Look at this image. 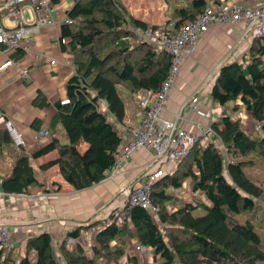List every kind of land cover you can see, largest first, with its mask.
Here are the masks:
<instances>
[{"label":"trees","instance_id":"trees-1","mask_svg":"<svg viewBox=\"0 0 264 264\" xmlns=\"http://www.w3.org/2000/svg\"><path fill=\"white\" fill-rule=\"evenodd\" d=\"M209 1L220 2L191 0L168 19L191 20ZM65 12L76 20L60 27L61 36L68 38L62 49L72 54L73 64L65 82L67 99L51 104L36 90L32 105H52L55 112L46 125L48 136L32 148L14 145L2 132V142L14 147L6 150L9 170L0 171L1 192L27 193L32 185L42 184L53 165L75 190L105 179L122 140L109 120L122 121L125 114L118 87L135 96L142 88L157 90L167 76L170 54L155 50L127 28L154 25L130 15L120 0H73ZM19 53L23 54L20 50L15 57L20 58ZM263 54L260 39L254 37L243 56L219 67L209 96L223 108L221 116L211 122L205 144L197 142L169 173L152 183L149 197L155 213L134 205L120 222L113 217L114 206L102 219L69 230L58 244L49 231H42L27 237L20 251L1 248L0 264H121L122 258L137 264L136 252L129 254L126 248L129 243L150 248L152 264H189L195 258L212 264H264V245L251 217L237 218L247 211L254 213L256 201L264 204V187L246 171L254 163L264 168ZM98 99L106 101L107 111L97 110ZM231 102V112H226ZM240 106L249 112L252 123L260 124L259 130L247 131L236 115ZM31 126L35 130L44 125L34 119ZM221 144L226 157L218 147ZM54 150L55 158L34 165V159ZM184 181L207 202L174 205L172 191ZM200 206L205 211L197 214ZM93 225L91 252H87L76 239Z\"/></svg>","mask_w":264,"mask_h":264},{"label":"crops","instance_id":"crops-1","mask_svg":"<svg viewBox=\"0 0 264 264\" xmlns=\"http://www.w3.org/2000/svg\"><path fill=\"white\" fill-rule=\"evenodd\" d=\"M120 1L130 15L150 25H156L169 18L165 17L169 0ZM190 1H185L182 6L188 5ZM243 1L251 7L259 5L258 0ZM61 14L60 11L59 17ZM56 31L60 33L59 27ZM53 32V28H44L32 40L30 51L24 55L25 61L22 62L30 66L29 76L21 77L15 70L0 74V171L9 170L6 150L14 147L11 142L5 143L1 140L4 131L3 118L9 117L14 121L22 134L25 143L23 146L29 149L41 143L34 136V129L31 126L33 120L39 119L46 125L55 112L52 105L48 108L32 105L36 90H41L51 104L58 99L66 100L64 87L67 76L73 72L72 54L52 40L55 34ZM253 38V33L241 22L234 26L227 23L211 25L200 36L196 51L185 60L176 75L169 90L164 116L170 117L171 114L178 112L186 100L197 93L203 105L201 108L210 109L211 117L207 118L200 110H191L185 105L182 109V126L199 134L203 126L218 119L223 108L211 101L209 91L219 67L243 56ZM39 51L49 52L58 59V62L52 65L44 60L34 62L33 55ZM121 95L125 102L124 117L122 121H117L113 117L109 120L123 139L126 128L139 123L141 116L135 107V96L127 92ZM81 146L82 149L85 147L84 144ZM56 155L57 152L54 150L34 159L33 163L39 166ZM157 164L151 150L140 149L122 163L114 179L105 178L82 190L73 189L64 181L57 166L53 165L46 170L42 184L32 185L25 194L0 191V225L9 230L10 245L20 244L23 247L27 237L42 231H49L53 235V242L58 244L72 228L92 219L103 218L114 206H119V197L116 193L118 186L133 184ZM55 183L58 186L57 190H53ZM188 203L194 204L193 201Z\"/></svg>","mask_w":264,"mask_h":264},{"label":"built area","instance_id":"built-area-1","mask_svg":"<svg viewBox=\"0 0 264 264\" xmlns=\"http://www.w3.org/2000/svg\"><path fill=\"white\" fill-rule=\"evenodd\" d=\"M258 1L259 5L256 7L249 6L243 0H220L219 3L209 1L191 20L178 23L176 20L167 19L146 28L127 25L128 30L139 40L149 43L157 51H167L171 60L167 76L157 90L142 88L136 92L135 107L141 119L139 123L126 128V135L119 144L115 162L106 176L107 179H114L122 163L140 149L151 150L158 162L133 184L118 186L117 197L120 205L113 210V217L118 221L126 219L129 207L134 205L155 213L156 209L149 197L152 183L169 173L197 142L200 144L207 142L212 121L196 134L182 126V109L187 105L191 110H200L207 118L211 117V110L201 108L203 106L201 98L196 93L186 100L178 112L166 117L164 113L169 90L185 60L196 51L200 36L211 25L227 23L234 26L241 22L254 37L260 39L264 49V0ZM59 14L60 10L52 0H0V56H2L0 74L14 69L21 77L29 76L30 66L20 61L24 60V55L30 51L32 40L44 28H53L55 34L52 40L55 43L60 46L66 44L68 38L62 37L56 30L58 27L60 30L63 24L72 25L76 20L69 17L66 12L61 14V17ZM5 19L13 21V25L7 26L4 23ZM20 50L23 54L20 58L15 57ZM262 58L264 60V54ZM33 59L34 62L44 60L50 65L58 62L55 56L46 51L35 52ZM96 107L102 113L107 111L104 99H98ZM2 126L14 145L25 144L21 132L11 118L4 117ZM254 127L259 130L260 124L255 123ZM48 132L46 127L41 126L34 130V136L43 141ZM10 246V232L5 226L0 225V249L5 250ZM135 247L150 251V248L141 244H136Z\"/></svg>","mask_w":264,"mask_h":264},{"label":"rangeland","instance_id":"rangeland-1","mask_svg":"<svg viewBox=\"0 0 264 264\" xmlns=\"http://www.w3.org/2000/svg\"><path fill=\"white\" fill-rule=\"evenodd\" d=\"M185 1H187V0H169V7L166 11L165 17H171L173 15L174 11L177 8L182 7V5L184 4ZM71 4H72V0H64L62 3H57L55 5L61 11V13L63 15L64 11ZM4 23L7 26L13 25V21H10L8 19H5ZM1 58H2V56H0V60H1ZM22 61H25V60H21L20 62H22ZM118 91L120 94H126V91L123 87H118ZM65 92H66V88H65ZM64 101H66V100H64ZM232 105H233L232 102L229 103L228 105H226V107H225L226 112H231L230 109H231ZM239 109L240 110H239V112H237V115H239V117L243 121L242 124L244 126H246L247 131L253 132L255 130L254 129L255 124L252 123V119H251L249 112L243 106H240ZM46 125H48V124H46ZM46 125H44V127ZM46 128L50 129V127H48V126H46ZM218 147L220 148L223 156L226 157L227 155H226L224 146H222V144H221V146H218ZM246 171L258 184H260L261 186L264 187V168L262 167V165L260 163H254L252 166H249L248 168H246ZM53 190H55L54 187H53ZM116 193H118V189H116ZM172 194H173V198H175L174 205H177V204L181 205V204L189 202V201H193V202L199 203V204L206 202L205 201L206 199L202 193H200V192L194 193L193 191H191L189 181H184L182 184V187L180 189H178L177 191H172ZM15 201H16V199H15ZM3 204L4 203L2 202V205ZM204 211H205L204 208L202 206H200L196 210V213L201 214ZM252 216H253V218H252ZM250 217L252 219V222L255 226L256 231L260 235L261 243L264 245V204L262 202L256 201V208L254 210V213L251 211H247V212L241 213L237 218L243 221L245 218H250ZM95 220H97V219H92V220L88 221L87 223H84V224L82 223L81 225L88 224L91 221H95ZM95 228H96V226L93 225V226H91V228L89 230L88 229L82 230L81 235L76 239L77 242L80 241L79 243L84 248V250H86L87 252H91L90 251L91 250L90 244L93 242V236H94V231H92V230L93 229L95 230ZM10 244H11V242H10ZM14 245L15 244L11 245V248L15 249L14 252L21 250L20 244L18 246L16 244L15 247H13ZM135 245H136V243H129L126 248L129 251V254L132 253V251L136 252V255L138 258L137 264H152L151 251L136 249ZM198 257H200V256H198ZM102 262L100 261V264L104 263V262L103 263ZM209 262L202 260L200 258H195L193 260H190L189 264H212ZM121 264H131V263L127 262L125 258H122Z\"/></svg>","mask_w":264,"mask_h":264},{"label":"bare ground","instance_id":"bare-ground-1","mask_svg":"<svg viewBox=\"0 0 264 264\" xmlns=\"http://www.w3.org/2000/svg\"><path fill=\"white\" fill-rule=\"evenodd\" d=\"M244 37V36H243ZM257 40V39H256ZM258 41V40H257ZM33 42V41H32ZM19 55H21L20 53H19ZM23 62V61H22ZM24 64V63H23ZM218 68V67H217ZM14 70V69H13ZM221 70V69H220ZM114 160V159H113ZM162 177V176H161ZM82 226V225H81ZM96 226V225H95ZM104 226V225H103ZM102 226V227H103ZM89 230V229H88ZM80 242V241H79ZM84 242V241H83Z\"/></svg>","mask_w":264,"mask_h":264}]
</instances>
